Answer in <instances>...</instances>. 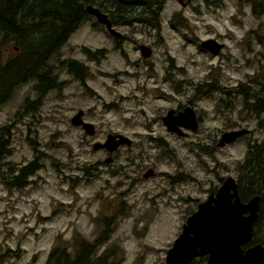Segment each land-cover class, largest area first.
I'll return each instance as SVG.
<instances>
[{"label":"rangeland","instance_id":"1","mask_svg":"<svg viewBox=\"0 0 264 264\" xmlns=\"http://www.w3.org/2000/svg\"><path fill=\"white\" fill-rule=\"evenodd\" d=\"M133 1L135 15L144 0ZM252 5L164 0L158 29L136 20L111 25L117 36L91 16L62 48V58L82 63L83 81L59 70L60 86L22 115L24 99L36 94L32 83L16 89L0 107V128L11 130L10 154L3 160L22 167L37 155L42 166L23 188L8 187L0 172V264H44L57 243L73 254L95 239L105 218L113 231L95 255L108 250L112 264H164L187 216L218 189L219 178L238 180L236 164L247 143L264 139L249 111L254 106L246 109L241 96L194 89L215 80L228 90L262 73L264 13L254 14ZM105 13L116 16L117 10ZM173 16L186 18L189 27L172 25ZM207 39L220 45L215 55L199 48ZM142 46L150 49L148 57ZM83 47L102 55L89 58ZM185 105L201 117L198 129H183L184 136L167 131L161 116ZM80 109L94 125L93 135L71 124ZM242 128L246 135L218 147L223 132ZM109 133L132 142L111 154L93 150ZM150 169L154 174L144 178Z\"/></svg>","mask_w":264,"mask_h":264},{"label":"trees","instance_id":"2","mask_svg":"<svg viewBox=\"0 0 264 264\" xmlns=\"http://www.w3.org/2000/svg\"><path fill=\"white\" fill-rule=\"evenodd\" d=\"M133 2V0H0V107L12 97L16 89L32 83L36 96L34 100L24 99L21 105L23 110L18 111V115L26 112L24 108L26 110L36 108L39 100L48 91L60 86L59 70L72 73L74 78L83 81L82 63L76 59L62 58V48L71 33L93 16L87 11V5L104 11V14L112 9L117 10L116 16L106 14L111 24H130L139 20L158 29L159 1L144 0L139 4L143 5L142 9L145 12L141 9L140 13L135 15L132 10ZM261 3L259 0H252L254 14L264 13V5ZM177 19L178 17L173 16L170 23L173 25L178 22L183 28L189 27L186 19ZM82 51L89 58L102 55V52H91L86 47H83ZM261 71L262 73L257 72L252 81L239 82L228 90L219 87L215 80L214 84L199 83L194 89L201 92L202 88H210L220 91L225 96H230V93L232 96H241L245 108L254 106L249 111L256 115L258 127L263 130L264 70ZM10 144V126L4 125L0 128L1 176L8 187L23 188L28 182V177L42 164L35 155L33 160L22 167L11 166L3 160L10 154ZM236 166L239 170L238 190L242 200L254 194H259L264 199V139L259 144H248L244 159L237 162ZM3 171L6 175H3ZM178 174L180 179L185 178V173ZM103 223L95 239L79 244L73 254L68 252L66 245L57 243L48 253L44 264H112L115 258L107 254L108 250L95 255L113 231L109 228L108 218H105ZM263 229L264 206L260 208L259 217L254 224L251 244L264 243ZM260 233L262 234L259 235Z\"/></svg>","mask_w":264,"mask_h":264},{"label":"water","instance_id":"3","mask_svg":"<svg viewBox=\"0 0 264 264\" xmlns=\"http://www.w3.org/2000/svg\"><path fill=\"white\" fill-rule=\"evenodd\" d=\"M86 9L99 23L104 24L111 34H118L111 28L112 24L106 14L92 5H87ZM201 46L216 54L220 45L215 39H207ZM141 54L148 57L151 51L148 47L142 46ZM82 115L83 110H78L71 117V124L80 126L86 134L93 135L94 125L85 121ZM195 120L193 108L190 106L177 113L174 109H169L162 117L166 129L180 136L182 135L180 126L194 130ZM245 133H248L246 128L225 131L217 145L223 147ZM131 142L124 134H108L104 142H95L92 149L104 148L112 153L120 145H130ZM110 160L111 157H107L106 162ZM151 172V170L145 172L144 177ZM259 200L260 196L254 195L247 202H242L235 178L226 177L216 192L210 193L186 218L180 234L166 252V264H188L192 258L200 255H208L207 264H264V243H255L243 248L252 239Z\"/></svg>","mask_w":264,"mask_h":264},{"label":"flooded vegetation","instance_id":"4","mask_svg":"<svg viewBox=\"0 0 264 264\" xmlns=\"http://www.w3.org/2000/svg\"><path fill=\"white\" fill-rule=\"evenodd\" d=\"M159 1V3H158V10H159V13H160V10H161V7H162V2L164 1V0H158ZM190 0H186V1H183V0H181V2L178 0V2L181 4V5H185V3L186 2H189ZM247 1V0H246ZM251 1V0H250ZM259 2H261L260 0H259ZM262 5H264V3L262 2L261 3ZM135 13V12H134ZM263 14V13H262ZM261 14V15H262ZM184 19H186V18H184ZM187 20V19H186ZM113 26H115V24H112ZM115 36H117V35H115ZM199 46V48L200 49H202V50H206L205 48H203L202 46H201V44H199L198 45ZM207 51V50H206ZM209 52V51H208ZM210 53V52H209ZM211 55H215V54H212V53H210ZM263 64V63H262ZM261 66V65H260ZM250 80H253V79H250ZM238 84V83H237ZM235 86V85H234ZM229 89V88H228ZM230 93V92H229ZM223 97H226L224 94H223ZM222 97V98H223ZM186 106H190V107H192L191 105H185V106H182V107H179L177 110H175L174 109V112L175 113H177V112H179V111H182ZM193 108V111H194V115H195V118H196V120H195V122H196V128L194 129V130H191V129H188V128H186L185 126H180V129L182 130V135L181 136H184V135H186L187 134V132L186 131H184L183 129H185V130H190V131H196L197 129H198V127H199V124H200V120H201V117H198L197 115H196V112H195V109H194V107H192ZM166 114V113H165ZM164 114V115H165ZM164 115H162L161 116V121H162V117L164 116ZM163 123V122H162ZM164 125V124H163ZM165 126V125H164ZM95 128V127H94ZM165 128H166V126H165ZM167 130V129H166ZM168 131V130H167ZM263 131H264V129H263ZM169 132H171V131H169ZM172 133H175L176 135H179V134H177L176 132H172ZM109 134H112V133H109ZM114 134H117V133H114ZM247 133H245V134H242L241 136H243V135H246ZM180 136V135H179ZM240 136V137H241ZM106 138H107V136H106ZM238 139V138H237ZM236 139V140H237ZM106 140V139H105ZM261 140V139H260ZM235 141V140H234ZM233 141V142H234ZM261 141H259V142H256V143H260ZM230 144V143H229ZM248 144H253V143H247V146H248ZM226 145H228V144H226ZM225 145V146H226ZM219 147V146H218ZM224 147V146H223ZM151 170V169H150ZM149 171V170H148ZM152 172H151V174L153 175L154 174V171L153 170H151ZM147 172V171H146ZM143 177H144V173H143ZM146 177H148V176H146ZM146 177H144V178H146ZM223 180L224 179H222V178H219V181H220V183L219 184H222V182H223ZM236 180V179H235ZM236 182H237V185H238V180H236ZM216 191L214 190V189H211L210 190V193H215ZM209 193V194H210ZM240 195V194H239ZM254 195H259V194H254ZM254 195H252V196H250V197H248L247 199H244V200H242V198H241V195H240V199H241V201L242 202H247L251 197H253ZM208 196V195H207ZM260 196V200H259V209H258V212H257V218H256V220L258 219V217H259V211H260V208L262 207V206H264V199L262 198V196L261 195H259ZM207 198V197H206ZM201 202H199L198 204H200ZM197 204V205H198ZM196 208H197V206H196ZM196 210V209H195ZM194 212V211H193ZM192 212V213H193ZM191 213V214H192ZM190 214V215H191ZM247 214V213H246ZM188 217V216H187ZM186 220V219H185ZM256 220L254 221V224H255V222H256ZM184 224V223H183ZM183 224H182V226H183ZM182 226H181V230H182ZM254 226V225H253ZM181 232V231H180ZM180 232L178 233V235L180 234ZM253 234H254V229H253ZM178 235H177V237H178ZM176 237V238H177ZM252 237H253V235H252ZM175 238V239H176ZM174 239V240H175ZM174 240L172 241V243H171V245L165 250V254H164V264H166V262H165V257H166V252H167V250L170 248V247H172V245H173V242H174ZM251 241H252V239H251ZM251 241L248 243V244H245L244 246H243V248L245 249V248H247L248 246H250V245H252L251 244ZM255 244V243H254ZM263 244V243H262ZM207 257H208V255H200V256H195L194 258H192L189 262H188V264H207Z\"/></svg>","mask_w":264,"mask_h":264}]
</instances>
